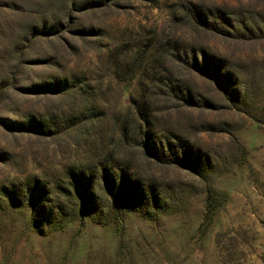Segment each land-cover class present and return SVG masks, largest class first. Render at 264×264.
Here are the masks:
<instances>
[{
	"label": "rangeland",
	"instance_id": "obj_1",
	"mask_svg": "<svg viewBox=\"0 0 264 264\" xmlns=\"http://www.w3.org/2000/svg\"><path fill=\"white\" fill-rule=\"evenodd\" d=\"M108 156L168 212L50 228ZM0 264H264V0H0Z\"/></svg>",
	"mask_w": 264,
	"mask_h": 264
},
{
	"label": "trees",
	"instance_id": "obj_2",
	"mask_svg": "<svg viewBox=\"0 0 264 264\" xmlns=\"http://www.w3.org/2000/svg\"><path fill=\"white\" fill-rule=\"evenodd\" d=\"M206 52V51H205ZM206 54V53H205ZM197 63L200 66L199 59ZM151 132L147 133L149 137ZM151 137V136H150ZM146 140L142 148L148 155H153L156 161L166 164L180 163L178 149L173 147L171 155L164 149L156 150L154 145ZM128 164V163H126ZM136 173L123 161L108 156L98 163L73 166L66 170L67 186L62 196L66 200L58 206L46 208L47 217L51 216L47 225L50 228L61 226L71 221L77 212L92 216L94 220L107 223L113 218H119L128 210H151L149 216L155 213H167L161 193L154 187L146 188L133 182ZM37 181V179H35ZM34 189H41L35 185ZM216 190L207 189V215L206 220L212 219V212L216 209L214 204Z\"/></svg>",
	"mask_w": 264,
	"mask_h": 264
}]
</instances>
